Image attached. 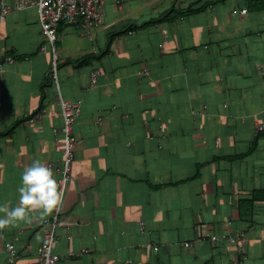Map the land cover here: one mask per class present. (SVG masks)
<instances>
[{
	"label": "crops",
	"instance_id": "crops-1",
	"mask_svg": "<svg viewBox=\"0 0 264 264\" xmlns=\"http://www.w3.org/2000/svg\"><path fill=\"white\" fill-rule=\"evenodd\" d=\"M102 20L90 38L58 27L59 92L82 103L56 264H234L235 246L210 237L240 231L243 264H264V198L240 208L264 195V131H255L264 0H103ZM42 42L33 8L0 24V205L9 208L34 160L60 177V109ZM53 215L0 231V264L7 243L35 261Z\"/></svg>",
	"mask_w": 264,
	"mask_h": 264
},
{
	"label": "built area",
	"instance_id": "built-area-1",
	"mask_svg": "<svg viewBox=\"0 0 264 264\" xmlns=\"http://www.w3.org/2000/svg\"><path fill=\"white\" fill-rule=\"evenodd\" d=\"M120 3L122 0H116ZM35 9L38 23L40 25V35L43 42L40 44L39 51L50 53V72L49 77L55 86L57 93L58 106L60 109L61 125L55 130L62 142L61 159L55 165L56 171L59 172L60 182L64 188L71 179V166L74 158V147L77 140L73 136L72 126L74 121L80 115L81 100L67 101L60 95L59 86L56 78L57 69V42L58 27L61 24L73 25L80 29L86 37L91 36V31L100 27L103 23V0H0V24L6 17L12 13L22 12L26 9ZM241 10L240 13H244ZM7 63H12V58H6ZM0 64V72L2 71ZM100 71L93 69L90 72V86H94ZM142 75L148 74L147 70L141 72ZM255 131H264V121L255 125ZM53 168V164H46ZM59 213H54L51 221L47 222L46 228L42 232V243L37 249V258L33 262H25L21 259L20 254L16 251L12 243H7L4 248L6 261L8 264H56L59 256L53 252V245L57 242L55 232L58 225ZM226 240L229 244L235 246L240 260L234 264H243L244 246L247 241L245 232L226 234L223 236L212 235L210 241ZM187 247L188 243H184ZM72 254L70 253L69 256Z\"/></svg>",
	"mask_w": 264,
	"mask_h": 264
},
{
	"label": "clouds",
	"instance_id": "clouds-1",
	"mask_svg": "<svg viewBox=\"0 0 264 264\" xmlns=\"http://www.w3.org/2000/svg\"><path fill=\"white\" fill-rule=\"evenodd\" d=\"M17 192L18 206L0 205V231L21 222L30 224L34 219H44L62 210L65 188L57 181L52 169L40 160H34L24 168Z\"/></svg>",
	"mask_w": 264,
	"mask_h": 264
},
{
	"label": "trees",
	"instance_id": "trees-1",
	"mask_svg": "<svg viewBox=\"0 0 264 264\" xmlns=\"http://www.w3.org/2000/svg\"><path fill=\"white\" fill-rule=\"evenodd\" d=\"M193 11L194 10H188V11H186V13L193 12ZM259 198H264L263 192H256L254 194L253 198H251V200L242 201L240 203V208H242V210H243V208L250 209L251 208V202H252V200L259 199Z\"/></svg>",
	"mask_w": 264,
	"mask_h": 264
},
{
	"label": "bare ground",
	"instance_id": "bare-ground-1",
	"mask_svg": "<svg viewBox=\"0 0 264 264\" xmlns=\"http://www.w3.org/2000/svg\"><path fill=\"white\" fill-rule=\"evenodd\" d=\"M55 174V173H54ZM56 175H58V174H56ZM60 176V175H59Z\"/></svg>",
	"mask_w": 264,
	"mask_h": 264
}]
</instances>
